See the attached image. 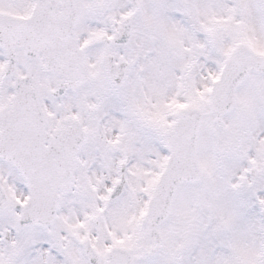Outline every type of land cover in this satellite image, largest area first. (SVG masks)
Instances as JSON below:
<instances>
[{"label": "snow or ice", "instance_id": "6c2138e0", "mask_svg": "<svg viewBox=\"0 0 264 264\" xmlns=\"http://www.w3.org/2000/svg\"><path fill=\"white\" fill-rule=\"evenodd\" d=\"M0 264H264V0H0Z\"/></svg>", "mask_w": 264, "mask_h": 264}]
</instances>
